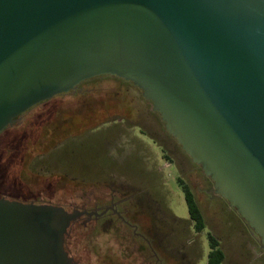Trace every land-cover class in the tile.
I'll return each mask as SVG.
<instances>
[{
	"label": "water",
	"instance_id": "obj_1",
	"mask_svg": "<svg viewBox=\"0 0 264 264\" xmlns=\"http://www.w3.org/2000/svg\"><path fill=\"white\" fill-rule=\"evenodd\" d=\"M103 76L142 92L264 249V0H0V134ZM84 216L0 198V264H74Z\"/></svg>",
	"mask_w": 264,
	"mask_h": 264
},
{
	"label": "rangeland",
	"instance_id": "obj_2",
	"mask_svg": "<svg viewBox=\"0 0 264 264\" xmlns=\"http://www.w3.org/2000/svg\"><path fill=\"white\" fill-rule=\"evenodd\" d=\"M56 101L58 119L63 112L74 110L92 126L103 121L96 110L104 102L123 105H111L108 115L133 118L136 107L159 122L150 114L152 106L143 100L141 92L118 78L84 82ZM40 113L41 107H37L26 117ZM134 124L112 120L94 131L82 127L80 137L70 138L49 153L36 152L30 165L32 176L23 179L14 178L1 157L0 195L9 200L51 204L68 212L102 211L114 197L121 204L120 212L139 227L138 232L149 244L115 217H82L71 226L65 242L67 251L80 264H207L208 233L218 239L226 264L254 262L260 256L259 238L253 239L239 214L215 194L213 182L201 168L187 163L178 173ZM8 144V138L1 141L0 154ZM179 179L189 186L205 218L202 233L195 231L189 219ZM154 208L155 217L149 211Z\"/></svg>",
	"mask_w": 264,
	"mask_h": 264
},
{
	"label": "flooded vegetation",
	"instance_id": "obj_3",
	"mask_svg": "<svg viewBox=\"0 0 264 264\" xmlns=\"http://www.w3.org/2000/svg\"><path fill=\"white\" fill-rule=\"evenodd\" d=\"M103 77L116 79V77H110V76H103ZM103 77H98V78H103ZM95 79H97V78H95ZM119 80H121V79H119ZM128 84H131L133 86L132 83H128ZM133 87L136 88L135 86H133ZM136 89L139 90L138 88H136ZM70 93H68V94H70ZM141 94H142V92H141ZM63 95H67V94H63ZM63 95H59V96L61 97ZM59 96H56L53 99H50V100H47L45 102L38 104L37 106L31 108L29 111L22 114L18 118H16L14 121V124L11 127L6 128V129L12 130L11 134L14 137H7L9 140V144H8L7 148H5L4 150H7L8 148L13 147L12 150L14 149V154L15 153L20 154L21 152H23V149H20V148H23L22 143L23 142L26 143L27 140H28V142L31 141L29 139H32V137H33L32 133H33V131H35L34 129H36V130L41 129V130L48 131L49 132L48 138L50 140H52L55 137L54 136L55 134H58L59 138H61L63 136H67L66 140H63V139L60 140V142H62V141L63 142L60 143L57 147H59L61 144L65 143L70 138L80 137L82 134L80 133V128H79V124H80L79 112H75L74 110H72V111L68 110L69 112H67V113L63 112L62 118L58 119L57 112H58L59 107L57 108V106H55V105L57 103L56 100L59 99ZM142 98H143V96H142ZM60 100H61V98H60ZM143 100L146 101L144 98H143ZM146 102L151 104L148 101H146ZM151 106H152V104H151ZM37 107H41V113L40 114L33 115L31 117H26V115L31 110H33L34 108H37ZM133 110L134 111L131 113V116H133V118H129V116H126L125 114L124 115H121V114H114V115L106 114V115H104L103 119L106 122L97 125V127H95L93 129V131L96 130V128H99L106 123L107 124L110 123L112 120L113 121H117V120L131 121V122L135 123L133 125V127H136V129L140 132V135L148 138L153 143L154 147L158 148L160 150V152L164 154L166 159H168L172 162L173 168L178 173H181L183 167H185L187 163L194 164L192 162L191 158L182 150V147L178 144L177 140L174 137H172L166 131L165 124L163 123V121H162V119L158 113L153 112V110L150 113L151 115H156L159 118L158 119L159 122H156V120L150 119L149 116H146L145 114L140 113L139 112L140 110L138 111L136 107L133 108ZM109 120H111V121H109ZM161 125H163V127ZM66 126H73L74 129L72 128L71 130H68V129L66 130L65 129ZM157 126H159V127H157ZM157 128H159V130ZM53 129H55V131ZM5 130L0 134V143L2 140H4L2 138V135L5 132ZM88 130H91V129H88ZM55 132H57V133H55ZM172 143L175 144V146H176L175 148H174V146H172ZM57 147H54V149H56ZM178 148H179V151H178ZM19 149H20V151H19ZM54 149H52V150H54ZM29 151L32 153V147L31 146L28 147V152ZM25 152H27V151H25ZM195 166H197V165H195ZM0 198L8 199L5 196H0ZM120 205L121 204L119 202L115 201L114 197H112L110 205L107 206L104 210L99 211L98 209H96L93 212H88V211H85V212L97 214V216H92L91 218H89V220L105 218L108 216H112L113 218L115 217V219H117L119 222H121L125 227L132 229L135 237L140 238L141 240H144L147 242V244H149V242L146 240V238L138 232L139 227L137 225L132 224L130 221H128L124 212H120V210H119ZM149 211H151V213L153 212V217H155L157 215L154 213V211H156L155 208L150 209ZM149 216H150V214H149ZM84 217H87V216H84ZM249 230L251 231L252 238L257 239L258 236L255 235L251 229H249ZM252 238H251V240H252ZM259 241H260V239H259ZM250 242H252V241H250ZM65 249H66V245H65ZM259 249L261 250L260 256L256 257L257 259H254V262L250 261L248 264H264V249L261 246V242H260ZM66 251H67V249H66ZM67 253L69 254V257H71L74 260V264H80L79 262H77L73 258V256L70 254L69 251H67ZM155 256H157V255L155 254ZM156 258L158 261V257H156ZM257 260L259 261V263H257ZM225 264H226V257H225Z\"/></svg>",
	"mask_w": 264,
	"mask_h": 264
},
{
	"label": "trees",
	"instance_id": "obj_4",
	"mask_svg": "<svg viewBox=\"0 0 264 264\" xmlns=\"http://www.w3.org/2000/svg\"><path fill=\"white\" fill-rule=\"evenodd\" d=\"M104 78V77H103ZM100 79V78H98ZM121 103V102H119ZM119 103L115 104L118 105ZM105 104V105H104ZM103 106H98L97 110H96V115L97 114H101V116L104 118V115L110 113V110L112 111V105L110 102H104ZM112 105V106H111ZM118 107L122 108L123 105L119 104ZM80 124H79V128L82 129V127H84V129H94L95 127H97V125H90L87 122V118L80 114ZM83 117V118H82ZM106 121L103 119L101 123H105ZM36 128V127H35ZM74 129L73 126H66V130H71ZM33 131L32 135V139H29L31 141L28 142V140L22 143L23 148V152H21L20 154H14V149L12 150V148H8L7 150H2V153L0 154V157H4L5 162L8 164V167L10 168V172H12V175L14 178L19 179L21 177V179L27 177L28 175L32 176L31 172H30V165L32 164V161L34 160V158L36 157V152L38 154H46L49 153L50 151H52V149H54V147H57L60 143V140H66L67 136H63L61 138H59L58 134H55L54 138L52 140H50L49 137V132L45 131V130H36ZM55 131V129H53ZM57 130V129H56ZM12 130L10 129H6L5 132L2 135V138L5 139L7 137H14L11 133ZM57 133V132H55ZM81 133V132H80ZM69 137V136H68ZM71 137V136H70ZM32 147V153L29 151L28 152V147ZM27 148V149H26ZM19 149V151H20ZM27 151V152H25ZM179 184L181 186L182 192L184 194L185 197V201L188 207V213H189V219L192 222L194 229L197 233H202L205 229H206V223H205V218L202 214V211L196 201V198L193 194V192L191 191V189L189 188V186L183 182V180L179 179ZM2 196V195H0ZM26 203V202H24ZM35 204H40V203H35ZM208 241H209V253L207 256V264H225V254L223 252V250L220 247V243L218 241V239L212 234V233H208Z\"/></svg>",
	"mask_w": 264,
	"mask_h": 264
}]
</instances>
